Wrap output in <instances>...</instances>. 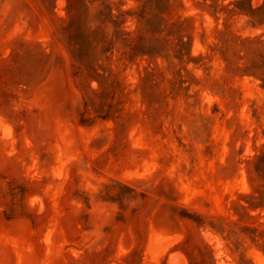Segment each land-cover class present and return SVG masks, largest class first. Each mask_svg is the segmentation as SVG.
<instances>
[{
	"label": "rangeland",
	"instance_id": "374dc122",
	"mask_svg": "<svg viewBox=\"0 0 264 264\" xmlns=\"http://www.w3.org/2000/svg\"><path fill=\"white\" fill-rule=\"evenodd\" d=\"M0 264H264V0H0Z\"/></svg>",
	"mask_w": 264,
	"mask_h": 264
},
{
	"label": "crops",
	"instance_id": "0c3cea01",
	"mask_svg": "<svg viewBox=\"0 0 264 264\" xmlns=\"http://www.w3.org/2000/svg\"><path fill=\"white\" fill-rule=\"evenodd\" d=\"M39 81H40V79H39ZM33 88H34V94H35V97H36V84H34Z\"/></svg>",
	"mask_w": 264,
	"mask_h": 264
},
{
	"label": "trees",
	"instance_id": "16d2710c",
	"mask_svg": "<svg viewBox=\"0 0 264 264\" xmlns=\"http://www.w3.org/2000/svg\"><path fill=\"white\" fill-rule=\"evenodd\" d=\"M72 0H69V4L71 3Z\"/></svg>",
	"mask_w": 264,
	"mask_h": 264
}]
</instances>
